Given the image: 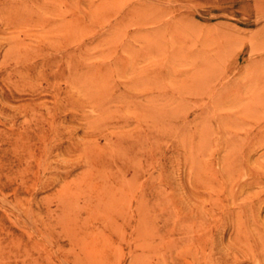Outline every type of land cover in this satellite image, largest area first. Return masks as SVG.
I'll use <instances>...</instances> for the list:
<instances>
[{
    "label": "rangeland",
    "instance_id": "1",
    "mask_svg": "<svg viewBox=\"0 0 264 264\" xmlns=\"http://www.w3.org/2000/svg\"><path fill=\"white\" fill-rule=\"evenodd\" d=\"M0 264H264V0H0Z\"/></svg>",
    "mask_w": 264,
    "mask_h": 264
},
{
    "label": "bare ground",
    "instance_id": "2",
    "mask_svg": "<svg viewBox=\"0 0 264 264\" xmlns=\"http://www.w3.org/2000/svg\"><path fill=\"white\" fill-rule=\"evenodd\" d=\"M191 156V155H190ZM192 158V157H191Z\"/></svg>",
    "mask_w": 264,
    "mask_h": 264
}]
</instances>
